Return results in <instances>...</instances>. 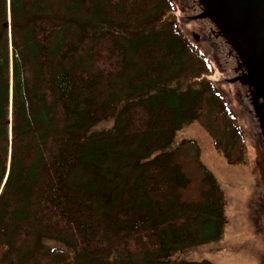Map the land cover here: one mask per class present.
Returning a JSON list of instances; mask_svg holds the SVG:
<instances>
[{
	"label": "trees",
	"instance_id": "1",
	"mask_svg": "<svg viewBox=\"0 0 264 264\" xmlns=\"http://www.w3.org/2000/svg\"><path fill=\"white\" fill-rule=\"evenodd\" d=\"M213 73L174 0H0V264H216L179 253L221 248L228 197L175 140L249 164Z\"/></svg>",
	"mask_w": 264,
	"mask_h": 264
},
{
	"label": "rangeland",
	"instance_id": "2",
	"mask_svg": "<svg viewBox=\"0 0 264 264\" xmlns=\"http://www.w3.org/2000/svg\"><path fill=\"white\" fill-rule=\"evenodd\" d=\"M174 2L180 27L213 65L214 83L237 113L250 160L248 165L227 163L211 135L195 121L176 131L177 142L193 139L199 144L202 160L226 192L229 219L220 249L204 246L179 255L216 264H264V97L243 80L244 62L211 18L203 15L199 0Z\"/></svg>",
	"mask_w": 264,
	"mask_h": 264
},
{
	"label": "water",
	"instance_id": "3",
	"mask_svg": "<svg viewBox=\"0 0 264 264\" xmlns=\"http://www.w3.org/2000/svg\"><path fill=\"white\" fill-rule=\"evenodd\" d=\"M199 2L204 9L203 15L211 18L244 62L247 73L243 80L257 95L264 97V0Z\"/></svg>",
	"mask_w": 264,
	"mask_h": 264
},
{
	"label": "flooded vegetation",
	"instance_id": "4",
	"mask_svg": "<svg viewBox=\"0 0 264 264\" xmlns=\"http://www.w3.org/2000/svg\"><path fill=\"white\" fill-rule=\"evenodd\" d=\"M258 113H260V111H258Z\"/></svg>",
	"mask_w": 264,
	"mask_h": 264
}]
</instances>
